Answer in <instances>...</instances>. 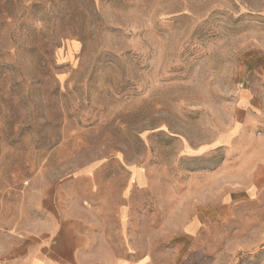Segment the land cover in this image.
<instances>
[{"label":"rangeland","instance_id":"1","mask_svg":"<svg viewBox=\"0 0 264 264\" xmlns=\"http://www.w3.org/2000/svg\"><path fill=\"white\" fill-rule=\"evenodd\" d=\"M260 149L264 0H0V264H264Z\"/></svg>","mask_w":264,"mask_h":264},{"label":"crops","instance_id":"2","mask_svg":"<svg viewBox=\"0 0 264 264\" xmlns=\"http://www.w3.org/2000/svg\"><path fill=\"white\" fill-rule=\"evenodd\" d=\"M252 98V107L255 105V94L251 95ZM257 107H259V103H256ZM257 111H259L257 109ZM256 170L254 171V179L250 184L251 192H259L260 190L264 192V150L260 149L255 154Z\"/></svg>","mask_w":264,"mask_h":264}]
</instances>
